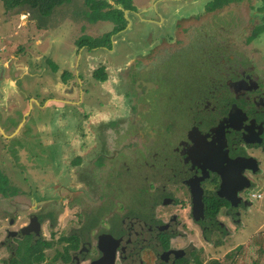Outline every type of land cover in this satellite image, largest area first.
<instances>
[{
    "label": "flooded vegetation",
    "instance_id": "af4514ba",
    "mask_svg": "<svg viewBox=\"0 0 264 264\" xmlns=\"http://www.w3.org/2000/svg\"><path fill=\"white\" fill-rule=\"evenodd\" d=\"M248 2L209 1L175 24L144 27V44L118 55L114 67L121 71L112 82L109 73L104 80L93 73L90 81V70L85 79L69 73L68 85L74 88L76 81L79 87L69 94L67 109L53 113V127L68 134L50 140L55 172H39L32 201H64L66 211L58 216L77 223L61 227L65 232L58 239H44L46 224H57L55 212L24 213L20 226L6 228L0 242L9 251L3 264L33 244L42 247L43 257L32 264H264V249L249 246L251 239L230 247L224 258L210 255L228 237L239 236L234 229L254 208L250 197L264 191V0H253L251 8ZM231 3L248 6L250 19ZM139 7L130 0L128 31L141 24ZM155 29L159 36L153 39ZM165 84L167 95L159 92ZM55 90L54 103L64 101L62 87ZM161 98L169 112L184 110V125L177 127L170 115L155 121L153 108ZM21 153L23 161L32 157ZM119 173L135 174L130 181L139 195L132 206L118 188ZM18 175L24 185V174ZM48 190L54 193L43 196ZM81 201L98 202L89 210Z\"/></svg>",
    "mask_w": 264,
    "mask_h": 264
},
{
    "label": "crops",
    "instance_id": "0c3cea01",
    "mask_svg": "<svg viewBox=\"0 0 264 264\" xmlns=\"http://www.w3.org/2000/svg\"><path fill=\"white\" fill-rule=\"evenodd\" d=\"M105 1L115 4L114 0ZM196 1L136 0L140 6L137 13L139 23H144V27L150 28L154 27V23L160 28L175 24L186 13L183 10L185 4ZM209 1L211 0H203V6ZM81 3H84V0H71L66 4L55 7L50 19L52 22H49V26L46 30H43L44 32L41 34L38 32L36 37L30 34L26 35L25 39L22 40L23 42L17 41L13 48L8 49L6 56H0V127L5 134L4 139L11 140V138L17 136L20 141L31 139L37 134L42 123L39 118L40 111L47 108H52L47 126L53 127L50 121L53 122V113L57 111L56 109L63 112L68 107L66 104H71L70 99L54 103L59 101L54 99L56 96L52 94L55 93V89L72 87L68 85L71 83L69 73H81L85 79L88 71L100 61L116 60L106 56L105 50L107 49L102 46L89 48L86 45L78 47L76 44L81 34L86 33L88 37L92 34L93 37H97L102 32L111 31L114 26L110 20L90 21L84 16L73 18L71 10L74 7L86 9L84 4L81 7ZM252 5L250 4V8ZM12 10V14L8 15L6 21L13 23L12 17L19 15L20 23L26 27L29 18L28 10L25 8H18V10L14 8ZM127 10L126 16L130 19L132 12L129 9ZM123 16H125V11H123ZM130 24L131 20L130 22L128 20L125 30L122 31L126 32L130 28ZM98 29L101 31L99 32ZM122 31H117L111 35V48L108 52L113 51V45L115 46L125 39V33ZM140 34L141 36L145 35L143 32ZM7 46L0 45V52L7 50ZM77 52L78 55H76ZM127 54L122 52L118 55ZM76 57L83 62L81 64L75 63ZM114 66L111 62V70L109 67L108 69L105 68L107 74L121 71L120 67L117 69ZM90 80L91 78L88 76V81ZM99 82L103 83L104 81ZM101 86L103 88L107 85L103 86L101 84ZM66 93L72 94L73 92L67 91ZM54 106L59 108H53ZM15 147L23 148L17 145Z\"/></svg>",
    "mask_w": 264,
    "mask_h": 264
},
{
    "label": "rangeland",
    "instance_id": "374dc122",
    "mask_svg": "<svg viewBox=\"0 0 264 264\" xmlns=\"http://www.w3.org/2000/svg\"><path fill=\"white\" fill-rule=\"evenodd\" d=\"M252 2L253 0L252 1L249 0L248 2L249 7H250V4H252ZM203 3H204L203 0H197L194 3L192 2L187 3L185 4L183 10L186 12V14L192 11L199 10L203 6ZM82 4L83 3H81V7H83ZM230 5L231 7H233L234 12L236 11V13L241 14V16L244 19L246 18V16H248L247 15V12H248L247 8L249 9L248 6L242 7L240 4L239 6H237L235 5V3H231ZM83 9H80V8L77 9L76 7H74L71 10L72 17L78 18V16H87V11ZM256 9H257L256 7H253L252 11H256ZM15 10H18V8H15ZM249 10L251 11V9ZM12 12H13L12 9L9 10L8 12H5L2 4L0 3V45L2 44L8 45L7 50H3L0 52V56H6L8 54V49L13 48L15 42L17 43V41L23 42L22 40L25 39L26 35L30 34L36 37L38 34L37 31H33V28H28V27L23 26L20 23V20L18 18L19 15H15L14 17H12L13 23H8L6 19L8 18V15L12 14ZM261 18H262V13L260 12L258 16L254 19L257 22H259ZM50 19L51 17L49 18L48 22H52ZM27 23L29 24V22ZM144 26H145L144 23H141V24H137L136 26H133V29H132L133 31L131 30L130 31L127 30V32L122 31L123 33H125V39L121 40L115 46L113 45L114 47L113 51L108 52L109 50H105V53L107 54L106 56L112 57L114 59H118L117 58L118 54L122 52L128 53L129 50H131L132 48L135 49V47L138 46L139 43L141 45L144 44L141 41L142 36L140 34L141 32L144 31L143 30ZM159 30L158 29L154 30L153 39L159 36ZM98 31L100 32L101 30L98 29ZM104 33L105 32L100 33V35H97V37L101 36ZM86 35H87L86 33L81 34L79 35L78 38L82 39V37H88ZM90 37L95 38L92 36V34ZM251 43L255 44L253 41H251ZM76 44L78 45V43ZM260 57H264V51H263V54L260 55ZM77 58L78 57H76L75 63L81 64L83 61L78 60ZM109 62H110V65H111V62L113 66L115 65V61L110 60ZM104 64L105 62L100 61L97 65L103 66ZM51 65L53 66L52 63ZM97 65H94L93 68L90 70L91 71L89 74L90 78L91 76L93 77V73L98 70V68H96ZM123 71L124 70H122V72ZM109 74H110V77L107 82H112L114 74H111L110 72ZM74 86H75L74 89L77 90L76 87H79V84H77V82L75 81ZM165 86L166 88H163L162 86L161 89L159 90V92H161L162 90L163 95H167V92H169L170 90L169 84H165ZM66 92H67L66 89L62 90L61 98L70 99L71 98L69 96L70 93H66ZM99 93H101V91H98V94ZM88 94L90 95V98L93 97V94L91 92H89ZM50 110H52V108H47L45 110L40 111L39 118L42 123L40 124L37 134H35V136H33L29 140L20 141L18 139V136L11 138V140L4 139L5 135L2 132H0V242L5 239L6 228L16 229L18 226H20V224L24 221V219L21 218L23 217L24 213L28 214V213L35 212V211L39 213H44L50 210L53 213L55 212V214L58 216V213L61 212V210H63V212L66 211L64 209H61V208H64V201H32L33 199L32 197L34 196L33 193L39 192L38 189L36 188L33 189L34 186L41 185L40 175L42 173H39V172H42L43 168L47 169L48 172H53V173L55 172V169L53 167L54 166L53 162L55 159L53 158V156L56 157V152H55L56 149L53 148V145H54L53 140L52 141L50 140L56 139L60 136L62 138L63 137L66 138L68 134L65 131H61L57 129L56 127H50V125L47 126L49 116L51 115ZM153 110L156 116L155 121H158V122H161L168 115H170L171 118L176 119L177 127H181L187 121V116L183 109L178 108V109H175V112L174 111L169 112L165 107V99L163 98L159 99V103L157 102L155 103ZM50 124L51 126L53 125L52 120L50 121ZM15 145L22 146L23 149L20 150L19 148H16ZM21 152H24L27 157L29 155H32V157L29 160L23 161V158L20 155L22 154ZM36 155H41V156L37 157ZM30 163L33 164V166H35L37 170L33 169L34 172H31ZM101 163H102V160L101 158L98 157V161L95 163L97 170H99V166ZM121 164H123L122 161H120V167H121ZM117 166L118 165H116V167ZM135 167L136 166H134V172L136 170ZM20 171L24 174L22 175L24 176V179H26L27 182L29 180L30 184H26L27 183L26 182L23 185V179L21 178L20 175H18V172L20 173ZM105 174L106 172H104V175ZM119 174L120 175H118V177H115L116 182L118 184V188H120V190H123L122 194H126V196H129V199H130L129 205L132 206L134 202L136 201V197H137L136 193L139 195L138 188L136 187V183L135 182L133 183V181H130V179L134 181L136 180L135 174L128 173L122 176H121V173ZM130 175H133V176H130ZM46 187H49V186H46ZM48 191H45L43 193V196L45 195L50 196L52 193H54L53 190H48ZM253 191H256V188H254ZM262 193H263V196H260V197L251 196L250 197L251 201L253 202L254 208L251 214L250 213L246 214V218H245L246 222L244 221L243 224L241 222L238 225V228L234 229V231H238L239 236H237L236 238L228 237V239L225 241V244H224L226 247L224 246L223 249L219 251L218 249L214 250L212 248L211 249L212 254L210 255L218 257V258H221V257L224 258L225 255H227V252L230 249V247L234 248L237 245H241V244L245 245V243L248 242V240L250 239L251 240L248 243V245L252 246L253 241H254L252 237L259 233L264 232V191ZM94 197L97 198V195H95ZM73 202L75 203L76 201H73ZM97 202L98 201H81L82 207L84 209L88 208L89 210L93 209L92 207L94 206L92 205H95ZM76 214H77V211H76ZM11 218L14 219V223L12 225L9 223V220ZM57 220H58L57 224L53 226L52 228L48 227L46 224L45 229L43 230V232H45V234L43 235L44 239L54 240L55 237L56 239H58L59 236L65 232L64 230H62L61 227H64V228L66 226L68 227L67 223H69L70 221H73V223H77L76 220H72L71 218L68 217V215L65 216L63 213L57 217ZM243 225L244 227H242ZM231 228H233V226ZM66 231H67V228H66ZM55 248H56L55 246L48 248L46 250V254L47 255L53 254V250ZM8 255H9V251H7L4 247H0V264H3V260H6ZM226 261L230 263L228 260Z\"/></svg>",
    "mask_w": 264,
    "mask_h": 264
},
{
    "label": "trees",
    "instance_id": "16d2710c",
    "mask_svg": "<svg viewBox=\"0 0 264 264\" xmlns=\"http://www.w3.org/2000/svg\"><path fill=\"white\" fill-rule=\"evenodd\" d=\"M71 0H0L5 12H8L14 8H25L28 10L29 18L34 20L39 27L47 28L49 26V18L51 17L54 8L62 4H66ZM116 4H121L124 9H129L130 0H114ZM228 2V0H213L210 1V5H222ZM85 10L87 11V16L90 21L96 20H110L114 26L111 31L105 32L99 37H82L78 39V46L86 45L89 48L94 47H111V35L116 33L118 30L122 29L126 20L123 17L122 9L113 7L112 4L106 2L105 0H84ZM90 16V17H88ZM98 71V72H97ZM94 72V76L98 77L99 80H104L106 74L103 72V68L98 69ZM253 238L254 248L264 249V236L261 235ZM45 243L44 245H47ZM20 252V251H19ZM17 253V257L12 258L8 264H32L39 259H42L43 252L42 247L36 244L27 245L26 249L21 253ZM249 258L255 261L256 256L253 253H249ZM249 264H251L249 262Z\"/></svg>",
    "mask_w": 264,
    "mask_h": 264
},
{
    "label": "water",
    "instance_id": "95a60500",
    "mask_svg": "<svg viewBox=\"0 0 264 264\" xmlns=\"http://www.w3.org/2000/svg\"><path fill=\"white\" fill-rule=\"evenodd\" d=\"M108 1H110V0H108ZM113 5V7H116V8H119V9H122V11H125V16H124V18H125V20H127L126 22H128V20H129V18L126 16V12L128 11L127 9H124L123 7H122V5H120V4H112ZM115 5V6H114ZM28 22H29V24H27L26 25V27H28V28H33V31H37V32H40V34L42 33V32H44L43 30H46L47 28H42V27H39L37 24H36V22L34 21V20H31L30 18H28ZM30 25H32V26H30ZM80 46V45H79ZM78 46V47H79ZM103 47V46H102ZM103 48H105V49H107V50H109L110 48H107V47H103ZM100 68H102V66H100L98 69H100ZM103 72L106 74V76H107V72H106V69L105 68H103ZM68 92H75L74 90V88L73 87H70V88H68V89H66ZM0 131L3 133V131H2V128L0 127ZM4 134V133H3ZM5 135V134H4ZM202 204H203V202L202 201H198V205H201L202 206Z\"/></svg>",
    "mask_w": 264,
    "mask_h": 264
},
{
    "label": "built area",
    "instance_id": "2783aa9c",
    "mask_svg": "<svg viewBox=\"0 0 264 264\" xmlns=\"http://www.w3.org/2000/svg\"><path fill=\"white\" fill-rule=\"evenodd\" d=\"M255 195H256V194H255ZM255 195H254V196H255Z\"/></svg>",
    "mask_w": 264,
    "mask_h": 264
}]
</instances>
